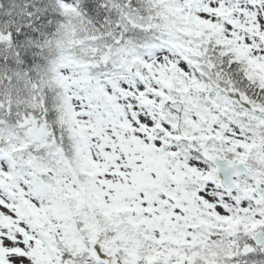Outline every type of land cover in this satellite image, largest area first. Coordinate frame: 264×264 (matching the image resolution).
Listing matches in <instances>:
<instances>
[{
    "label": "snow or ice",
    "instance_id": "1",
    "mask_svg": "<svg viewBox=\"0 0 264 264\" xmlns=\"http://www.w3.org/2000/svg\"><path fill=\"white\" fill-rule=\"evenodd\" d=\"M0 264H264V0H0Z\"/></svg>",
    "mask_w": 264,
    "mask_h": 264
}]
</instances>
